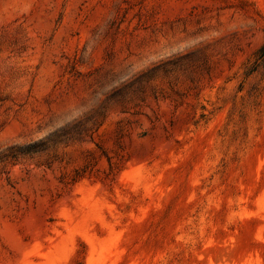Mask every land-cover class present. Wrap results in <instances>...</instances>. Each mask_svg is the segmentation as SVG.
Listing matches in <instances>:
<instances>
[{"label": "rangeland", "instance_id": "1", "mask_svg": "<svg viewBox=\"0 0 264 264\" xmlns=\"http://www.w3.org/2000/svg\"><path fill=\"white\" fill-rule=\"evenodd\" d=\"M264 0H0V264H264Z\"/></svg>", "mask_w": 264, "mask_h": 264}, {"label": "trees", "instance_id": "2", "mask_svg": "<svg viewBox=\"0 0 264 264\" xmlns=\"http://www.w3.org/2000/svg\"><path fill=\"white\" fill-rule=\"evenodd\" d=\"M259 57H260V58L264 57V46H263L262 49L259 51Z\"/></svg>", "mask_w": 264, "mask_h": 264}]
</instances>
